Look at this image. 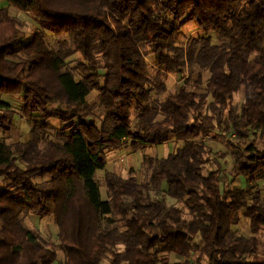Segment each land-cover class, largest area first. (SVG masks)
<instances>
[{
    "label": "trees",
    "instance_id": "1",
    "mask_svg": "<svg viewBox=\"0 0 264 264\" xmlns=\"http://www.w3.org/2000/svg\"><path fill=\"white\" fill-rule=\"evenodd\" d=\"M6 1L39 27L27 38L0 9V96L21 98L17 114L0 101V264L57 261L28 215L54 218L60 264H264V0ZM190 23L198 34L181 44ZM16 116L28 140L7 143ZM172 140L170 154L143 159L140 182L105 171L101 198L107 152ZM242 219L248 237L234 229Z\"/></svg>",
    "mask_w": 264,
    "mask_h": 264
},
{
    "label": "rangeland",
    "instance_id": "2",
    "mask_svg": "<svg viewBox=\"0 0 264 264\" xmlns=\"http://www.w3.org/2000/svg\"><path fill=\"white\" fill-rule=\"evenodd\" d=\"M0 9H5L7 13L13 17H15L17 20H19L23 27L22 29L25 31L27 38H29L31 31L34 29H37L39 27L38 22H36L30 15H26L24 13L19 12L16 10L14 7H11L8 5L6 0H0ZM183 33L182 36L179 39V43L185 44L187 42V39L192 36H196L198 34V31L195 29V26L193 23L187 24L183 28ZM67 37H63L62 39H66ZM45 40L47 45L49 46L50 49L56 50L57 49V38L54 37L52 34L46 32L45 33ZM140 51L142 55L145 56L146 62L148 64H151L153 62L151 57L146 56V49L140 45ZM76 58V56L70 57L67 62L70 64L71 61H73ZM189 74V70H184V75L187 76ZM191 77L195 78L196 73L194 72L193 74L190 75ZM209 77V73L207 71L203 72V84L201 86V89L204 88L205 83ZM166 81V87L167 90H173L176 87L180 85L179 83V77L177 75H168ZM96 92H92L89 97H88V103L90 105L94 102H96ZM163 95L159 96V99H161ZM9 96H0V100H7V102L11 105V107L16 108L17 105V100H10ZM241 102V95L236 94L233 98L232 105L237 109L240 105ZM16 103V104H15ZM19 104V103H18ZM94 114L97 116V121L98 119L102 116L103 110L101 109L100 106H97L94 110ZM18 117V116H17ZM17 117L15 118V121L17 120ZM20 122L16 123L17 127H15L6 137V142L7 143H17V142H22L25 141L27 138V133L30 131L31 126L28 121L24 119H18ZM17 120V121H18ZM16 121V122H17ZM16 129V130H15ZM3 139V135L0 133V140ZM252 140V138H249V142ZM17 141V142H16ZM205 143L207 146L213 150V152H227V147L224 144V142L220 139L218 140H212L210 137H207L205 140ZM180 143H177L175 141H169L164 144H160L158 146H152V147H147L145 149L138 150L134 152L128 144L123 145L119 150L117 151H109L107 152V165L104 169V171H99L96 172L95 174V179L97 180L99 186H100V192H101V198L104 200L106 199V188L104 185V172H111L114 173L115 175L121 177V178H126L128 176L129 170H133L134 173L136 174V180L137 182H140L142 179L146 177V168L142 164L143 159L145 157H154V158H162L165 157L166 155L170 154L173 152ZM222 164V168H229L231 166L232 160L230 157L226 156L224 160H220ZM213 170V166H209L207 170ZM259 188L261 190V193H264V181H261L258 183ZM234 186H239V184L235 183ZM168 204H174V201L171 199H167ZM22 224L34 231L41 240L44 242H47L48 244L52 245V247L55 249L56 252V258L57 261L55 264H60L64 261V257L60 251L57 250L55 247L57 245V225L55 223V220L53 217L45 218V219H40L36 216L33 215H28L24 216L21 219ZM248 220L242 219L241 223L236 226L234 229H236L241 235L248 237L250 236V232L248 229ZM258 240L260 241L261 244L264 243V233L260 232L257 235ZM170 264H173L177 262L179 259L177 256L170 255ZM102 264H108L107 261H102ZM188 264H205V259L204 258H199L196 255H192L188 259Z\"/></svg>",
    "mask_w": 264,
    "mask_h": 264
},
{
    "label": "crops",
    "instance_id": "3",
    "mask_svg": "<svg viewBox=\"0 0 264 264\" xmlns=\"http://www.w3.org/2000/svg\"><path fill=\"white\" fill-rule=\"evenodd\" d=\"M17 100V105L19 106L20 105V103H21V98H19V97H12V98H10V100ZM0 101H2V100H0ZM3 102H5L6 104H8L10 107H11V105L7 102V100H3ZM19 103V104H18ZM16 104V103H15ZM17 106V107H18ZM16 107V108H17ZM13 110H15V114H17L16 112V108H13V107H11ZM17 117V116H16ZM18 119H22V118H20V117H17V120ZM16 120V121H17ZM25 120V119H24ZM15 121V118L13 119V121H12V125H13V129L15 128V127H17V125H16V123H18V122H20V120H18L17 122ZM16 130V129H15ZM29 133V132H28ZM28 133H27V138H28ZM25 141H27V139L25 140ZM17 142V141H16Z\"/></svg>",
    "mask_w": 264,
    "mask_h": 264
}]
</instances>
